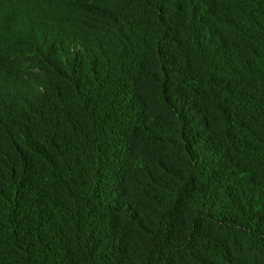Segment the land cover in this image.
<instances>
[{"label":"trees","instance_id":"trees-1","mask_svg":"<svg viewBox=\"0 0 264 264\" xmlns=\"http://www.w3.org/2000/svg\"><path fill=\"white\" fill-rule=\"evenodd\" d=\"M0 264H264V0H0Z\"/></svg>","mask_w":264,"mask_h":264}]
</instances>
